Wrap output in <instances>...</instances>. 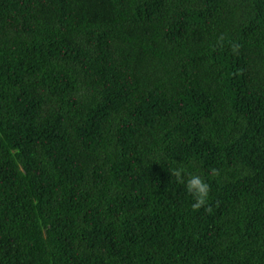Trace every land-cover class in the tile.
Returning <instances> with one entry per match:
<instances>
[{
  "label": "trees",
  "instance_id": "1",
  "mask_svg": "<svg viewBox=\"0 0 264 264\" xmlns=\"http://www.w3.org/2000/svg\"><path fill=\"white\" fill-rule=\"evenodd\" d=\"M0 264H264V0H0Z\"/></svg>",
  "mask_w": 264,
  "mask_h": 264
},
{
  "label": "clouds",
  "instance_id": "2",
  "mask_svg": "<svg viewBox=\"0 0 264 264\" xmlns=\"http://www.w3.org/2000/svg\"><path fill=\"white\" fill-rule=\"evenodd\" d=\"M220 42L224 41L223 35L219 38ZM239 45L233 43L232 49L233 52H236ZM185 173V169L183 167L173 169L171 175H173L177 181L181 184H184L186 187V191L189 195L193 198L194 203H192V209L199 210L201 207L205 206L208 201L209 193H210V186L209 184L199 175L196 174H189L188 179L185 181L183 179V175ZM211 175L218 176L219 170L212 169ZM206 211L209 213L212 211L211 207H207Z\"/></svg>",
  "mask_w": 264,
  "mask_h": 264
}]
</instances>
